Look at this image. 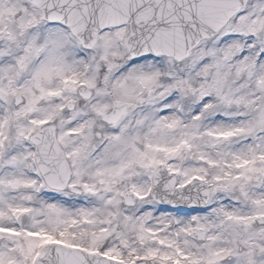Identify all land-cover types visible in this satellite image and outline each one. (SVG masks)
Returning <instances> with one entry per match:
<instances>
[{
  "label": "snow or ice",
  "instance_id": "obj_1",
  "mask_svg": "<svg viewBox=\"0 0 264 264\" xmlns=\"http://www.w3.org/2000/svg\"><path fill=\"white\" fill-rule=\"evenodd\" d=\"M0 264H264V0H0Z\"/></svg>",
  "mask_w": 264,
  "mask_h": 264
}]
</instances>
